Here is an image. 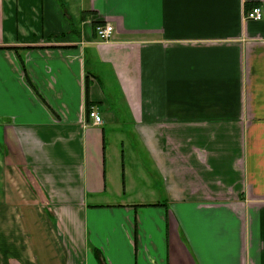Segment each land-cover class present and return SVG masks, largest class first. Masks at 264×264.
<instances>
[{"label": "crops", "instance_id": "crops-1", "mask_svg": "<svg viewBox=\"0 0 264 264\" xmlns=\"http://www.w3.org/2000/svg\"><path fill=\"white\" fill-rule=\"evenodd\" d=\"M68 1L0 0V264H264V0Z\"/></svg>", "mask_w": 264, "mask_h": 264}, {"label": "built area", "instance_id": "built-area-1", "mask_svg": "<svg viewBox=\"0 0 264 264\" xmlns=\"http://www.w3.org/2000/svg\"><path fill=\"white\" fill-rule=\"evenodd\" d=\"M262 18L263 10L259 6L251 8L244 14V20L246 21H261ZM94 31L99 41H109L114 29L110 24H98L95 26ZM87 117L93 126H100L102 124V118L95 108H91L87 112Z\"/></svg>", "mask_w": 264, "mask_h": 264}, {"label": "rangeland", "instance_id": "rangeland-1", "mask_svg": "<svg viewBox=\"0 0 264 264\" xmlns=\"http://www.w3.org/2000/svg\"><path fill=\"white\" fill-rule=\"evenodd\" d=\"M85 0H69L67 3L69 4V16L70 19L68 23H77L78 22V11L79 7ZM65 22L67 23V17L65 19Z\"/></svg>", "mask_w": 264, "mask_h": 264}, {"label": "trees", "instance_id": "trees-1", "mask_svg": "<svg viewBox=\"0 0 264 264\" xmlns=\"http://www.w3.org/2000/svg\"><path fill=\"white\" fill-rule=\"evenodd\" d=\"M99 24V23H98Z\"/></svg>", "mask_w": 264, "mask_h": 264}]
</instances>
